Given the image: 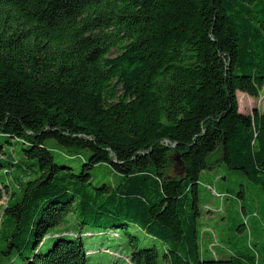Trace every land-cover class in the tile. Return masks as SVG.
I'll use <instances>...</instances> for the list:
<instances>
[{
	"label": "trees",
	"instance_id": "16d2710c",
	"mask_svg": "<svg viewBox=\"0 0 264 264\" xmlns=\"http://www.w3.org/2000/svg\"><path fill=\"white\" fill-rule=\"evenodd\" d=\"M263 91L264 0H0V134L35 161L0 159L10 195L0 255L89 264L83 232L47 246L74 214L80 226L125 231L128 264H259L205 258L198 220L201 175L220 163L264 192V114L241 113L237 96ZM48 140L81 171L58 163ZM101 164L118 184L92 183Z\"/></svg>",
	"mask_w": 264,
	"mask_h": 264
},
{
	"label": "rangeland",
	"instance_id": "374dc122",
	"mask_svg": "<svg viewBox=\"0 0 264 264\" xmlns=\"http://www.w3.org/2000/svg\"><path fill=\"white\" fill-rule=\"evenodd\" d=\"M117 53H112L116 56ZM257 101L250 100L246 94H237L240 111L252 114L254 110L264 114V92ZM46 146L53 152L60 164H67L81 171L83 161L71 156L54 140H48ZM27 146L18 139L0 134V159L2 156L14 157L22 164H34L23 152ZM81 155L87 157L86 152ZM220 154L211 158V162L219 159ZM4 171V170H3ZM0 171V175H3ZM19 173L13 170V175ZM92 183L95 186L116 185L121 177L107 164L97 165L92 171ZM211 187L212 189H209ZM4 189V187L2 188ZM0 205L7 203L10 195L0 191ZM199 209L201 217L198 220V243L203 256L207 259L227 258L234 254H251L259 256V264H264V192L262 188L249 181L241 171H233L220 163L213 170L203 171L199 188ZM83 232L87 249H92L94 256L89 264H128L131 256V238L125 231L113 228L96 229L90 226H80L76 216L71 214L67 221L51 231L47 241L49 246L58 234L66 235ZM132 235L139 238L142 247L157 246L163 252L162 243L153 240L140 229H130ZM213 247V248H212ZM212 248V251L211 249ZM0 249L5 247L0 242ZM109 249L113 255L106 254ZM89 252L88 254H90ZM120 255V257H119ZM161 257V262H162ZM0 264H24L23 259L16 254H1Z\"/></svg>",
	"mask_w": 264,
	"mask_h": 264
},
{
	"label": "crops",
	"instance_id": "0c3cea01",
	"mask_svg": "<svg viewBox=\"0 0 264 264\" xmlns=\"http://www.w3.org/2000/svg\"><path fill=\"white\" fill-rule=\"evenodd\" d=\"M263 92H264V91H263ZM261 94H262V93H261ZM246 96H247V95H246ZM261 96H262V95H261ZM261 96H260L259 98H261ZM247 97H248L250 100H252V101H253V100H254V101L259 100V98L256 99V98H251V97H249V96H247ZM254 101H253V102H254ZM90 250H91L90 252H93L92 249H90ZM94 255H95V254H94ZM96 264H101V263H96Z\"/></svg>",
	"mask_w": 264,
	"mask_h": 264
},
{
	"label": "water",
	"instance_id": "95a60500",
	"mask_svg": "<svg viewBox=\"0 0 264 264\" xmlns=\"http://www.w3.org/2000/svg\"><path fill=\"white\" fill-rule=\"evenodd\" d=\"M180 160V158H177V161H179Z\"/></svg>",
	"mask_w": 264,
	"mask_h": 264
}]
</instances>
